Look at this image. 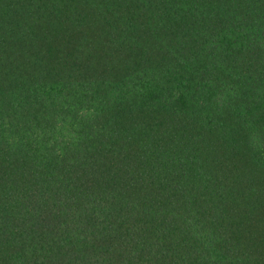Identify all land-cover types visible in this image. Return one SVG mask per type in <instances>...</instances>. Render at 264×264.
I'll return each mask as SVG.
<instances>
[{
	"label": "trees",
	"instance_id": "1",
	"mask_svg": "<svg viewBox=\"0 0 264 264\" xmlns=\"http://www.w3.org/2000/svg\"><path fill=\"white\" fill-rule=\"evenodd\" d=\"M0 264H264V0H0Z\"/></svg>",
	"mask_w": 264,
	"mask_h": 264
}]
</instances>
